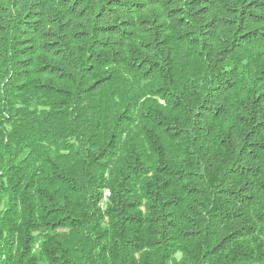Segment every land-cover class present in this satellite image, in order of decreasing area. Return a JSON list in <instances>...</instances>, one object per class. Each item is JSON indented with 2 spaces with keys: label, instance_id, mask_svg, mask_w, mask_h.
<instances>
[{
  "label": "trees",
  "instance_id": "obj_1",
  "mask_svg": "<svg viewBox=\"0 0 264 264\" xmlns=\"http://www.w3.org/2000/svg\"><path fill=\"white\" fill-rule=\"evenodd\" d=\"M0 264H264V0H0Z\"/></svg>",
  "mask_w": 264,
  "mask_h": 264
}]
</instances>
